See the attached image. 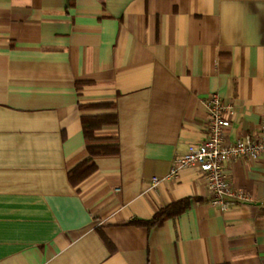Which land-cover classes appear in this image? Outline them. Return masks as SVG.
Returning <instances> with one entry per match:
<instances>
[{
	"label": "crops",
	"instance_id": "crops-1",
	"mask_svg": "<svg viewBox=\"0 0 264 264\" xmlns=\"http://www.w3.org/2000/svg\"><path fill=\"white\" fill-rule=\"evenodd\" d=\"M211 93L231 140L258 131L264 0H0V264H264V155L225 163L251 197L226 211L198 167L167 177ZM106 113L120 151L74 185L82 118Z\"/></svg>",
	"mask_w": 264,
	"mask_h": 264
},
{
	"label": "built area",
	"instance_id": "built-area-1",
	"mask_svg": "<svg viewBox=\"0 0 264 264\" xmlns=\"http://www.w3.org/2000/svg\"><path fill=\"white\" fill-rule=\"evenodd\" d=\"M208 126L207 138L191 145L190 149L172 162L168 178L177 177L179 170L185 167H198L203 174L211 193V204L222 211L233 205L251 200L248 193L237 190L228 179L225 163L237 159H258L264 155V118L256 133H247L235 140L229 138L231 127L230 114L233 107L224 104L218 93H211L207 102ZM160 177L151 178L156 185Z\"/></svg>",
	"mask_w": 264,
	"mask_h": 264
},
{
	"label": "trees",
	"instance_id": "trees-1",
	"mask_svg": "<svg viewBox=\"0 0 264 264\" xmlns=\"http://www.w3.org/2000/svg\"><path fill=\"white\" fill-rule=\"evenodd\" d=\"M117 123L118 118L116 113L89 115L82 118L83 132L87 142L86 156L69 170V180L72 184L76 185L80 183L96 170L94 160L96 156L116 155L119 153L120 147L117 137L97 134V131L102 128L117 125ZM188 206L189 199H181L158 210L150 220L135 219L131 223L145 226L160 224L168 218L181 214Z\"/></svg>",
	"mask_w": 264,
	"mask_h": 264
}]
</instances>
